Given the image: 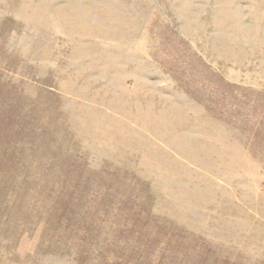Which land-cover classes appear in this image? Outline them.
<instances>
[{
    "label": "rangeland",
    "instance_id": "374dc122",
    "mask_svg": "<svg viewBox=\"0 0 264 264\" xmlns=\"http://www.w3.org/2000/svg\"><path fill=\"white\" fill-rule=\"evenodd\" d=\"M0 264H264V0H0Z\"/></svg>",
    "mask_w": 264,
    "mask_h": 264
}]
</instances>
